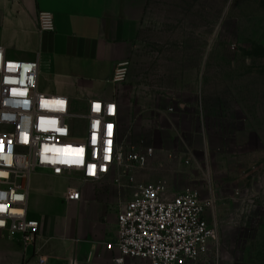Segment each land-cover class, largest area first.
Listing matches in <instances>:
<instances>
[{"label": "rangeland", "instance_id": "374dc122", "mask_svg": "<svg viewBox=\"0 0 264 264\" xmlns=\"http://www.w3.org/2000/svg\"><path fill=\"white\" fill-rule=\"evenodd\" d=\"M121 82L130 148L167 140L152 122L169 101L192 105L223 185L202 196L218 233L214 264H264V0H147ZM71 123L83 134L82 120ZM139 171L144 182L157 178Z\"/></svg>", "mask_w": 264, "mask_h": 264}, {"label": "crops", "instance_id": "0c3cea01", "mask_svg": "<svg viewBox=\"0 0 264 264\" xmlns=\"http://www.w3.org/2000/svg\"><path fill=\"white\" fill-rule=\"evenodd\" d=\"M146 2L0 0V45L9 58H38L37 89L41 92L64 94L71 106L79 101L84 106L87 98L115 99L123 132L125 85L113 82L112 76L117 63L132 57L137 21ZM39 10L52 13V32L37 28ZM183 100L169 101L154 114L152 124L167 140L152 145L154 155L145 169L163 177L170 194L190 185L204 198L223 185L211 176L204 157L203 123L193 117L192 105ZM113 178L110 172L99 180L80 182L75 172L55 176L34 169L28 176L26 217L38 221L37 238L23 245L18 235L8 237L0 230V264H41L42 258L45 264H114L113 252L105 243L113 237L116 212L129 199L130 191L125 177L118 182ZM68 186L79 190L78 201L64 199ZM205 217L210 222L206 211ZM211 223L216 224L215 220ZM124 264L146 261L129 257Z\"/></svg>", "mask_w": 264, "mask_h": 264}, {"label": "built area", "instance_id": "2783aa9c", "mask_svg": "<svg viewBox=\"0 0 264 264\" xmlns=\"http://www.w3.org/2000/svg\"><path fill=\"white\" fill-rule=\"evenodd\" d=\"M36 24L52 32V13L39 10ZM128 64H116L113 82L124 80ZM38 74V58H9L0 45V230L18 235L23 245L37 238L38 221L26 217L28 176L34 169L55 176L75 172L80 182L112 172L115 182L126 178L130 191L105 243L114 264L129 257L146 264H214L219 243L216 225L205 217L210 198H201L190 185L170 194L163 177L139 180L136 172L146 168L154 148L128 146L117 101L87 98L83 110L73 114L66 95L37 89ZM74 116L84 123L80 136L71 123ZM64 199L78 201L79 190L68 186Z\"/></svg>", "mask_w": 264, "mask_h": 264}]
</instances>
